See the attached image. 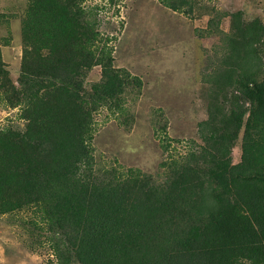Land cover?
Segmentation results:
<instances>
[{
    "label": "trees",
    "instance_id": "16d2710c",
    "mask_svg": "<svg viewBox=\"0 0 264 264\" xmlns=\"http://www.w3.org/2000/svg\"><path fill=\"white\" fill-rule=\"evenodd\" d=\"M86 1H30L16 82L0 47V97L21 107L25 121L23 130L0 129V216L38 209L58 237L61 264H264V159L253 165L246 137L242 164L231 161L243 118L264 122L263 21L229 15L218 93L199 126L207 145L201 162L174 161L162 182L131 170L100 178L93 113L126 85L143 83L130 82L112 50L98 45ZM96 66L103 76L88 91ZM225 90L238 91L244 104L235 100L226 112L219 100Z\"/></svg>",
    "mask_w": 264,
    "mask_h": 264
},
{
    "label": "rangeland",
    "instance_id": "374dc122",
    "mask_svg": "<svg viewBox=\"0 0 264 264\" xmlns=\"http://www.w3.org/2000/svg\"><path fill=\"white\" fill-rule=\"evenodd\" d=\"M30 1L0 0V47L15 82L23 55L22 20ZM163 2L85 3L100 33L98 45L112 50L116 69H126L130 82L138 77L143 83L126 85L114 102L93 113L94 169L100 178L112 170L111 175L125 178L131 170L162 182L174 161L201 162L207 145L199 126L208 120L218 93L214 79L224 68L231 33L229 15L243 11L246 21L260 18L264 23V0H168L178 11ZM102 76V68L94 67L85 81L87 90ZM219 100L226 112L235 100L244 104L234 90L223 91ZM21 113V107L11 109L0 97V129L23 130ZM246 137L251 139L253 165L264 159V122L251 121L247 114L231 151L234 165L244 160ZM57 239L35 207L2 215L0 264H61Z\"/></svg>",
    "mask_w": 264,
    "mask_h": 264
}]
</instances>
